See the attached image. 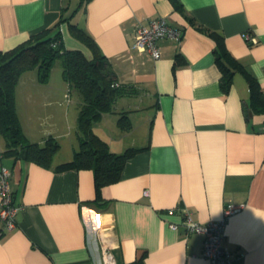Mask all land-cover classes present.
Returning <instances> with one entry per match:
<instances>
[{
	"label": "crops",
	"instance_id": "0c3cea01",
	"mask_svg": "<svg viewBox=\"0 0 264 264\" xmlns=\"http://www.w3.org/2000/svg\"><path fill=\"white\" fill-rule=\"evenodd\" d=\"M159 18L183 36L160 41L154 61L133 49L135 26ZM72 27L93 40L126 91L94 132L112 153L138 152L99 196L92 170H59L79 150L81 98L63 77L41 84L36 71L25 73L16 88L25 136L39 145L68 137L71 148L59 144L42 167L7 154L0 136V165L11 171L19 208L16 230L0 223V264H102V236L117 243V264H139L144 254L143 264H210L202 235L170 225L185 210L201 224L218 221L229 201L242 208L224 247L236 264H264V113L253 112L247 80L264 93V0H0V52L55 29L66 49L92 59ZM218 52L240 65L226 91ZM123 115L130 130L118 124Z\"/></svg>",
	"mask_w": 264,
	"mask_h": 264
},
{
	"label": "trees",
	"instance_id": "16d2710c",
	"mask_svg": "<svg viewBox=\"0 0 264 264\" xmlns=\"http://www.w3.org/2000/svg\"><path fill=\"white\" fill-rule=\"evenodd\" d=\"M72 30L93 50L92 59H88L79 50L66 49L61 31L55 29L33 35L16 49L0 52V136L5 141L6 153L16 160L22 159L42 167L52 164L60 145L53 137H49L44 145L31 143L27 139L17 114L16 88L20 78L31 71H37L41 84H47L56 62L60 61L64 81L68 83L71 91L80 96L82 102L77 119L79 150L75 152L72 161L58 169L92 170L99 196L104 187L120 180L127 161L138 150L128 149L122 154L112 153L107 142L94 132L95 123L104 115L114 112L117 100L126 91L120 85L115 86L118 84L115 73L93 40L76 27H72ZM217 63L223 73L221 86L226 91L232 83L234 69L240 65L226 52H218ZM247 80L252 110L262 114L264 93L254 77L247 74ZM118 124L126 131L131 128L125 115L120 117ZM144 258L145 254L138 258V263L143 264Z\"/></svg>",
	"mask_w": 264,
	"mask_h": 264
},
{
	"label": "built area",
	"instance_id": "2783aa9c",
	"mask_svg": "<svg viewBox=\"0 0 264 264\" xmlns=\"http://www.w3.org/2000/svg\"><path fill=\"white\" fill-rule=\"evenodd\" d=\"M183 32L171 25L164 18L151 21L148 25L137 23L135 26V41L133 49L139 53H146L154 61L161 58L158 43L162 40L180 42ZM252 44L257 39L245 36ZM119 84H115L118 86ZM11 171L0 165V223L3 232H12L17 229L16 214L18 207L14 204V193L11 189ZM241 206L229 201L223 211V216L218 221H210L205 224L194 221L192 213L188 210L183 212L184 220L181 224H171L170 228L178 230L183 228L187 233H196L203 236L202 255L210 264H236L237 254L224 247V238L229 219L241 210ZM102 264H117L113 248L117 243L110 237L102 236Z\"/></svg>",
	"mask_w": 264,
	"mask_h": 264
},
{
	"label": "rangeland",
	"instance_id": "374dc122",
	"mask_svg": "<svg viewBox=\"0 0 264 264\" xmlns=\"http://www.w3.org/2000/svg\"><path fill=\"white\" fill-rule=\"evenodd\" d=\"M37 72V71H36ZM32 73V72H30ZM51 77H53L54 79L56 78H61L62 77V65H61V62L60 61H57L54 68H53V71H52V74H51ZM68 137H65L62 139V143L59 142V144L61 145L62 144V147H63V152L67 153L70 152V143H67L64 139H67Z\"/></svg>",
	"mask_w": 264,
	"mask_h": 264
}]
</instances>
